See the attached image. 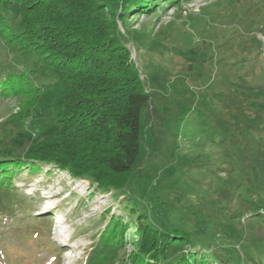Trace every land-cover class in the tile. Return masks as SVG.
<instances>
[{
	"label": "rangeland",
	"instance_id": "374dc122",
	"mask_svg": "<svg viewBox=\"0 0 264 264\" xmlns=\"http://www.w3.org/2000/svg\"><path fill=\"white\" fill-rule=\"evenodd\" d=\"M106 1L51 0L47 10L37 0L27 7L36 8L35 12L25 10L31 26L26 36H9L10 25L4 21L14 15L18 24L23 15L4 9L0 19V159L22 158L58 132L56 109L50 106L51 88L58 85L53 69L71 65L75 53L48 59L33 54L40 45L33 44L37 24L31 22L48 11L49 15L65 12L78 3L96 9ZM148 1L153 4L148 13H131L127 23L118 25L127 50L124 60L151 96L143 112V154L134 174L119 179L111 189L100 170L95 172L97 179L88 175L84 180L56 163L24 160L26 166L15 176L18 189L15 202L11 201L15 206L8 215H0V264H99L108 253L111 264H133L145 231L137 210L153 205L152 189L159 193L169 184H179L173 196L182 194V204L196 205L204 216L213 215L219 206L231 213L253 209L256 213L235 222L243 241L219 232L217 237L240 252L264 257L263 220L251 218L264 216V204H252L250 195L251 191L264 196V182L259 179L264 162L255 163L252 158L261 150L257 142L264 139V132L254 130L247 136L246 151L233 146L232 110L215 100V96L226 99L223 95L229 83L237 80L250 90L249 95H240L247 96L244 114L257 116L262 120L257 125L264 128L260 111L264 109V0ZM113 34L107 30L105 40L116 38ZM5 35L11 39L6 41ZM222 113L227 114L223 120L227 122L216 126ZM209 125L215 133L209 132ZM221 179L235 184H218ZM226 185L236 205L221 200L218 192ZM107 237L109 244L104 240Z\"/></svg>",
	"mask_w": 264,
	"mask_h": 264
},
{
	"label": "trees",
	"instance_id": "16d2710c",
	"mask_svg": "<svg viewBox=\"0 0 264 264\" xmlns=\"http://www.w3.org/2000/svg\"><path fill=\"white\" fill-rule=\"evenodd\" d=\"M36 1L0 0V19L3 20L4 9H16L23 15V20L18 24L14 15H9L4 21L10 25V37L27 35L31 26L26 23L25 10L31 9L27 7ZM49 1L41 0L40 5L48 10ZM117 2L107 0L104 6L99 4L96 9L78 3L77 7L69 6L65 12L50 15L49 11L45 12L42 19L31 22L39 25H32L36 29L33 44L42 46L34 49L33 54L48 59L49 56L72 52L75 53L74 61L64 69L57 66L53 69L58 85L51 88L53 96L50 106L56 109L55 115L59 121L57 134L32 147L22 158L14 157L12 160L16 162L13 164L10 163L12 160L6 162L0 159V215H8L15 206L11 204V201L15 202L18 189L15 176L21 172V166H26V161L56 163L84 180L88 175L97 179L99 174L95 172L100 170L107 175L109 186L106 187L111 189L119 179L126 180L134 174L143 154V112L151 96L144 89L133 67L124 60L127 50L122 42L123 36L118 33V25L127 23L125 19L131 13H148L153 4L148 0H122L120 6ZM120 8L122 11L119 12ZM35 9L33 7L31 11L35 12ZM107 30L116 34V38L105 40ZM5 36L6 41L11 39ZM24 57L28 58L29 55ZM227 89L223 95L226 99L215 96V100H220L218 104L224 109L232 110L230 116L236 126L230 132V144L242 146L245 150L248 147L247 136L254 130L264 132V128L257 125L262 120L244 114L247 96L240 95H249L248 88L243 89L242 83L236 80L231 81ZM260 111L264 112V109ZM226 116L225 113L219 114L216 126L225 125L227 120H223ZM207 128L210 133L216 131L211 125ZM257 143L261 150L252 158L255 163L260 160L263 164L264 139L261 138ZM24 160L25 163H22ZM255 176L259 174L255 172ZM212 179L215 183V177ZM259 179L264 182V170L260 172ZM218 184L235 183L233 180L229 182L228 179H221ZM173 190L177 193L180 190L179 184L176 187L170 184L165 186L162 193L152 189L153 205L137 210L145 231L137 247L140 254L135 255L133 264H264L261 254L257 257L246 250L240 252L232 243L220 242L217 237L219 232L242 240L240 232L235 229V222L250 213H256L253 209H240L231 213L226 207L219 206L212 210L213 215L204 216L203 210L196 205H183V195L174 197ZM218 194L226 205H236V201H231L234 194L230 193L228 185ZM261 194L264 195V192ZM250 195L255 202L252 204H264V196L251 191ZM251 218L257 221L262 219L264 224V216ZM213 220L218 223V227ZM116 227H120V222H117ZM228 230L234 234L227 233ZM109 239H104L107 244ZM110 260L108 253L99 264H111Z\"/></svg>",
	"mask_w": 264,
	"mask_h": 264
}]
</instances>
